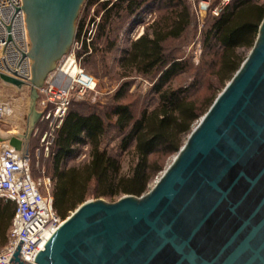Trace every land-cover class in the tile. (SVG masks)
<instances>
[{
  "label": "water",
  "instance_id": "1",
  "mask_svg": "<svg viewBox=\"0 0 264 264\" xmlns=\"http://www.w3.org/2000/svg\"><path fill=\"white\" fill-rule=\"evenodd\" d=\"M85 0H22L34 99L76 35ZM16 150L20 136L2 137ZM13 264H31L20 259ZM35 264H264V18L239 70L153 188L89 200L66 218Z\"/></svg>",
  "mask_w": 264,
  "mask_h": 264
},
{
  "label": "trees",
  "instance_id": "2",
  "mask_svg": "<svg viewBox=\"0 0 264 264\" xmlns=\"http://www.w3.org/2000/svg\"><path fill=\"white\" fill-rule=\"evenodd\" d=\"M160 1L163 2L160 5L163 13L150 26L151 31L147 30L132 41L119 59L125 77L136 73L154 79L151 88L156 97L154 105L142 109L135 117L131 105L120 101L128 86L125 83L115 95L111 110L104 116L96 111L82 113L78 109H70L72 100L57 131L51 153L52 197L54 209L62 219L90 196L143 195L154 175L161 170V160L179 152L195 122L213 104V87L223 86L239 70L244 61L241 50L254 46L264 18V1L260 0H234L219 16L209 14L212 22L205 32V46L216 48V58L211 61L212 75L205 79L212 93L205 104H200L193 97L197 90L192 92L199 80L186 87L173 86L174 81L188 69V63L170 56L165 48V42L180 38L190 27L192 10L185 0ZM142 5L137 0L104 1L99 35L108 38L112 17L118 18L121 13L131 16ZM114 46L115 41H110L109 49ZM81 66L85 69L82 61ZM110 126L123 135L121 149L132 148L136 162L128 173L122 172L120 159L104 147ZM85 145L89 147L88 161L67 166L79 147ZM15 213V202L0 199V248L8 242Z\"/></svg>",
  "mask_w": 264,
  "mask_h": 264
},
{
  "label": "rangeland",
  "instance_id": "3",
  "mask_svg": "<svg viewBox=\"0 0 264 264\" xmlns=\"http://www.w3.org/2000/svg\"><path fill=\"white\" fill-rule=\"evenodd\" d=\"M104 1L106 0H98L96 2L93 0H85L76 20V35L73 44L77 42V46H80L81 41H83V45L80 47V50H78V57H80V62L82 61V65L86 70L83 69L96 78L97 86L84 97H74L70 109H78L82 113L96 111L104 116L114 105L113 99L117 92L125 83H128L124 97L120 101L121 103L130 104L134 116L138 117L142 109L150 108L155 103L156 97L151 92L154 79L136 73H132L130 76L125 77L120 67L119 59L123 51L130 47L132 41L137 40L147 30L151 31L150 26L158 19L161 13H163L161 9L162 6H160L163 2L160 0L156 2L153 0H137L141 1L143 4L138 12H135L131 16L126 13H121L118 18L112 17L109 27L110 33L107 38L106 36L99 35V25L104 15V9L102 7ZM112 1L115 2L116 0H111V2ZM187 4L190 6L193 13L192 23L180 38H172L165 42V48L170 56L185 60L188 63V69L174 81L173 86L186 87L192 82H197V80H199L198 86L192 90V92L197 90V93H195L193 97L198 103L205 104L206 99L210 97L212 93L210 85L206 80L212 75L211 61L216 58V48L213 50V48L205 46V32L212 22V16L209 15L210 12L205 13L203 17L198 16L193 6L188 2ZM110 41H115V46L112 49L108 47ZM251 50L252 48L241 50L244 61ZM12 64H14V61L11 62V65ZM229 82L230 80H227L223 86L213 87V90H215V99L225 89ZM40 96L38 91L37 98L34 99L29 86L19 89L14 85L3 83L0 79V99L3 100L10 109L9 115L4 120L5 123L1 124L8 127L13 133L22 131L27 136V146L31 154L32 175L34 179L40 183L41 192L43 194L52 195L54 181L52 179L51 153L54 142L50 144V149L46 152L45 147L47 142H51V136L48 135L46 140L42 141L43 135L49 132V122L43 118ZM206 112L195 122L193 129L197 126ZM113 120H115V118H113ZM6 127L4 129H7ZM189 135L190 133L186 135L183 145L187 141ZM122 136L123 135H121L116 128L110 126L106 135L104 147H106L111 154L120 159L122 172L128 173L135 164L136 159L133 156L132 148L128 150L121 149L120 143ZM177 154L178 153L172 154L161 160V170L154 175L144 194L153 188L161 175L173 163ZM88 159L89 147L87 145L80 146L78 153L73 159L68 161L67 166L83 164L87 162ZM124 196L126 195H121L116 198H95L94 196H90L86 201L104 200L108 203H114ZM75 210L70 211L66 218Z\"/></svg>",
  "mask_w": 264,
  "mask_h": 264
},
{
  "label": "built area",
  "instance_id": "4",
  "mask_svg": "<svg viewBox=\"0 0 264 264\" xmlns=\"http://www.w3.org/2000/svg\"><path fill=\"white\" fill-rule=\"evenodd\" d=\"M186 1L193 6L198 16L203 17L210 12L217 17L234 0ZM22 5V0H0V73L28 84L31 62ZM77 45V42L72 45L38 89L43 118L49 122V132L43 135L42 141L48 135L51 136V142H47L45 147L46 152L54 142L74 97H84L97 86L96 78L83 69L78 57L83 41L80 46ZM9 113L8 105L0 99V124ZM0 199L16 203L8 242L0 248V264H13L12 259L18 248L21 260L35 264L38 252L49 239L48 234L51 236L64 220L54 209L52 195L43 194L40 183L34 179L30 153L27 154L25 148L16 150L7 140L0 142Z\"/></svg>",
  "mask_w": 264,
  "mask_h": 264
},
{
  "label": "crops",
  "instance_id": "5",
  "mask_svg": "<svg viewBox=\"0 0 264 264\" xmlns=\"http://www.w3.org/2000/svg\"><path fill=\"white\" fill-rule=\"evenodd\" d=\"M1 123H5L4 121ZM6 126H4L3 124H0V129L3 131V133H5L6 135H4L3 137L6 136H20L21 138L24 139V141L26 142V135L21 131L18 133H13L12 130L8 129V127H6L7 129H4ZM1 135V134H0ZM2 136V135H1Z\"/></svg>",
  "mask_w": 264,
  "mask_h": 264
},
{
  "label": "bare ground",
  "instance_id": "6",
  "mask_svg": "<svg viewBox=\"0 0 264 264\" xmlns=\"http://www.w3.org/2000/svg\"><path fill=\"white\" fill-rule=\"evenodd\" d=\"M72 73H74V71L72 72ZM0 134L2 135V137L4 136V135H6L5 133H3V131L0 129ZM0 135V136H1ZM48 237H50V235L48 234Z\"/></svg>",
  "mask_w": 264,
  "mask_h": 264
}]
</instances>
